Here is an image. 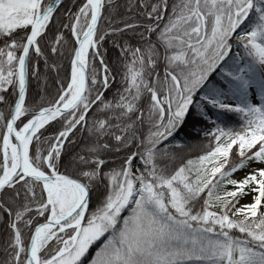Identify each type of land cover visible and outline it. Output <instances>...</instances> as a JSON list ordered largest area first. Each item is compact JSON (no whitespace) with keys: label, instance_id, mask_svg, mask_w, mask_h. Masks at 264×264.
<instances>
[{"label":"snow or ice","instance_id":"6c2138e0","mask_svg":"<svg viewBox=\"0 0 264 264\" xmlns=\"http://www.w3.org/2000/svg\"><path fill=\"white\" fill-rule=\"evenodd\" d=\"M61 4L0 0V264H264V0H131L133 23L83 0L64 12L66 86L29 104ZM108 35L124 62L111 98ZM68 43L58 31L51 53ZM189 117L207 150L184 159Z\"/></svg>","mask_w":264,"mask_h":264},{"label":"trees","instance_id":"16d2710c","mask_svg":"<svg viewBox=\"0 0 264 264\" xmlns=\"http://www.w3.org/2000/svg\"><path fill=\"white\" fill-rule=\"evenodd\" d=\"M83 2V0H64L59 6L58 11L56 12L54 19L52 21L51 27L48 29V35L45 36L41 41V47L43 51L48 55V65L46 67L43 57L37 58L35 55L32 57V61L29 65V74H28V90H27V99L29 104L38 102L41 97L44 99H51L55 97L60 90L61 83H64L66 86V80L70 77V55L71 50V36L70 30L63 28V24L67 22V18L64 16L69 8H72L74 12L76 7ZM131 0H114L116 6V13L113 15V19H118L121 17L129 18L128 22L133 23L134 20L132 17L138 18V9L133 8L131 11L128 10V4ZM155 2V0H153ZM171 2V0H170ZM75 5V7H73ZM108 10H105V16L107 17ZM103 25H107V20L102 22ZM58 31L64 32L65 36L69 38V43L62 48L63 55H53L51 53L50 44L55 40V35ZM124 39H128V36H125ZM113 37L108 35L101 52L104 55L105 62L109 65V68L112 69L113 75L115 76V81L111 83L110 88L106 91L105 95L108 98H111L118 89L123 87L122 75H123V61L121 60L120 50L114 46L112 43ZM131 43H135V40H130ZM123 43V40H121ZM106 50V51H105ZM235 52V47L233 48ZM53 63L59 65L58 70L51 67ZM38 64L39 76H33L31 73L32 66ZM99 67V65H98ZM162 70V69H161ZM13 102L14 97L11 96V93H5ZM0 108H6L5 105L0 104ZM234 117H229V120H234ZM200 123L203 127H208L204 122H198L189 117L188 123H186L183 128L175 135L176 140L186 144V147L183 149H173L177 151L180 155L184 156V159L189 158V156H198L202 154L206 149V140L203 137V133L196 127V124ZM61 125L59 123L53 124L52 127L48 128V131L44 133L45 136L50 135L54 131H59ZM80 133L76 132V137H80ZM172 140H169L168 143H172ZM84 143V140H80L77 144H69L67 147L69 149V155L72 152L78 150L80 146ZM163 147V144H161ZM133 151L135 148L132 149ZM123 153L116 154L115 164H110L109 166H118L120 164V156H123ZM67 158V157H66ZM233 162H238V157H234ZM230 187V186H229ZM7 196V194H5ZM7 215L0 214V247H2V242L7 236ZM98 246V245H97ZM95 251V248L92 249V252ZM4 253L0 251V259L3 258Z\"/></svg>","mask_w":264,"mask_h":264},{"label":"rangeland","instance_id":"374dc122","mask_svg":"<svg viewBox=\"0 0 264 264\" xmlns=\"http://www.w3.org/2000/svg\"><path fill=\"white\" fill-rule=\"evenodd\" d=\"M257 166H260L259 164H253V167H257ZM251 169L250 168H244L242 170H238L235 174H234V177L233 178H236V179H240V178H243L244 175H246ZM231 187V186H230ZM252 199L251 196H245L241 201L240 203L243 204V203H246V202H250Z\"/></svg>","mask_w":264,"mask_h":264},{"label":"bare ground","instance_id":"6f19581e","mask_svg":"<svg viewBox=\"0 0 264 264\" xmlns=\"http://www.w3.org/2000/svg\"><path fill=\"white\" fill-rule=\"evenodd\" d=\"M63 1H64V0H63ZM63 1H62V2H63ZM237 50H238V49L235 48V51H237ZM13 102H14V101H13Z\"/></svg>","mask_w":264,"mask_h":264},{"label":"water","instance_id":"95a60500","mask_svg":"<svg viewBox=\"0 0 264 264\" xmlns=\"http://www.w3.org/2000/svg\"><path fill=\"white\" fill-rule=\"evenodd\" d=\"M63 1V0H62ZM14 103V102H13Z\"/></svg>","mask_w":264,"mask_h":264}]
</instances>
